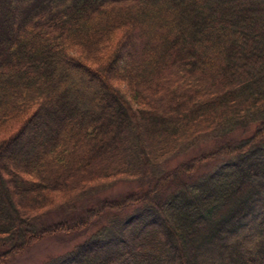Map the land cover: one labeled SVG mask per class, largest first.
Here are the masks:
<instances>
[{"label":"trees","instance_id":"obj_1","mask_svg":"<svg viewBox=\"0 0 264 264\" xmlns=\"http://www.w3.org/2000/svg\"><path fill=\"white\" fill-rule=\"evenodd\" d=\"M81 232L42 264H264V0H0V264Z\"/></svg>","mask_w":264,"mask_h":264},{"label":"rangeland","instance_id":"obj_2","mask_svg":"<svg viewBox=\"0 0 264 264\" xmlns=\"http://www.w3.org/2000/svg\"><path fill=\"white\" fill-rule=\"evenodd\" d=\"M77 80L82 84V87L87 89L85 90V96L89 99L92 95H96L101 93L100 84L99 85H91L92 79L91 77H83L78 75ZM238 130L233 134V138H241L242 136L248 135L251 130ZM216 141L214 139H210L207 141H203L199 143L197 147H192L186 152H180L164 162V167L166 169H172L180 163L184 162L194 154H198L201 151L206 149H211L216 145ZM31 149H34L35 146L30 141ZM205 168H203L202 172H205ZM140 184L137 181L131 180H122L112 185L108 189L97 192L93 195V197L89 198V200H84L80 202L82 206H91L96 205L102 199H120L125 195L138 190ZM90 203V204H89ZM89 204V205H88ZM66 214L65 211L58 210L49 214L44 222H49L51 220H57L62 215ZM92 230H88L85 232H90ZM85 232H81L80 234H76L74 236L56 234L52 236H48L30 248L26 253L22 255H18L14 257L9 264H42L44 261L48 260L51 257L62 254L66 251L72 249L77 243H80L85 237Z\"/></svg>","mask_w":264,"mask_h":264}]
</instances>
